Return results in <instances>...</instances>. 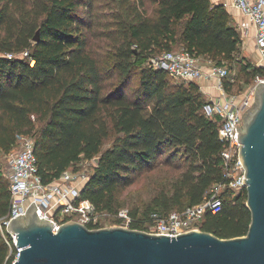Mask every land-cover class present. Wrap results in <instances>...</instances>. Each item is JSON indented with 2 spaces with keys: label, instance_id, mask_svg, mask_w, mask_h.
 <instances>
[{
  "label": "trees",
  "instance_id": "1",
  "mask_svg": "<svg viewBox=\"0 0 264 264\" xmlns=\"http://www.w3.org/2000/svg\"><path fill=\"white\" fill-rule=\"evenodd\" d=\"M99 1L0 0V151L13 149L17 134L32 136L44 182L99 157L81 197L112 215L142 172L169 166L175 171L169 186L141 209H129V227L144 230L153 213L198 204L213 182L224 180L219 118L205 114L208 99L200 85L174 84L165 70L148 65L149 58L178 48L206 56L228 67L223 84L230 91L242 38L225 5L211 0H107L112 9L97 33ZM94 34L105 35L111 51H97ZM241 67L249 84L261 72L250 62ZM136 71L138 85L129 94ZM111 135L112 144L103 149ZM221 197V210L207 212L201 229L220 237L246 234V189L234 193L227 187ZM10 204L0 168V219ZM10 252L0 229V264H12Z\"/></svg>",
  "mask_w": 264,
  "mask_h": 264
},
{
  "label": "built area",
  "instance_id": "2",
  "mask_svg": "<svg viewBox=\"0 0 264 264\" xmlns=\"http://www.w3.org/2000/svg\"><path fill=\"white\" fill-rule=\"evenodd\" d=\"M223 4L225 7L240 10L249 21L247 27L254 28L255 49L259 55L254 65L260 67L261 72L244 92L235 94L231 90L227 91L223 84L224 78L230 74L226 65L210 64L212 61L209 60L206 71V64L202 62L201 56L184 48L164 50L149 58V66L165 70L173 79L197 82L202 79H215L220 95L207 100L204 112L210 118H219L218 135L224 143L221 152L224 180L213 182L203 201L198 204L166 214L153 213L152 221L144 229L148 232L177 235L188 230L201 229L207 212L217 213L221 210V193L225 188L233 189L234 193L245 188V167L240 158L237 125H242L244 112L255 102L256 85L264 81V0H225ZM21 55H28V51ZM7 56L13 57L16 54L8 53ZM33 63L34 59L31 60V64ZM89 160L94 162L93 159ZM0 168L9 181L11 191L10 209L0 219V229L11 247L12 264L20 255L21 248L16 246V235L8 232L7 226L14 217L26 214L34 201L39 217L55 223L54 232L60 224L69 220L97 226L99 215L106 213L96 211L89 199L81 197L82 189L91 175L86 168H70L50 182L42 180L38 172L35 140L32 136L17 134L16 145L5 154V162H0ZM115 215L118 216L121 226L129 227L133 222L128 208L122 207ZM8 240L12 241L14 248Z\"/></svg>",
  "mask_w": 264,
  "mask_h": 264
},
{
  "label": "water",
  "instance_id": "3",
  "mask_svg": "<svg viewBox=\"0 0 264 264\" xmlns=\"http://www.w3.org/2000/svg\"><path fill=\"white\" fill-rule=\"evenodd\" d=\"M39 39L37 30L34 40ZM243 115L237 129L251 213L246 234L220 237L192 229L169 235L124 226L90 228L76 220L54 232L55 223L39 217L34 201L7 226L21 248L13 264H264V81Z\"/></svg>",
  "mask_w": 264,
  "mask_h": 264
},
{
  "label": "rangeland",
  "instance_id": "4",
  "mask_svg": "<svg viewBox=\"0 0 264 264\" xmlns=\"http://www.w3.org/2000/svg\"><path fill=\"white\" fill-rule=\"evenodd\" d=\"M109 4L107 3V0H100L99 3L95 6V16L99 17L101 22L96 25L97 27V33H100L103 31V25L106 23L104 20L108 18L109 12L111 11L112 8L108 6ZM147 7H148V12L151 13L154 5L150 3L149 1L147 2ZM99 31V32H98ZM95 35V34H94ZM103 35V34H102ZM101 34L95 35L94 38V48L102 52L103 54L105 52L111 51L110 45L111 41L106 38V36H102ZM250 46V45H249ZM250 46L248 48L251 49ZM242 50V46H241ZM248 52V53H247ZM247 53V55H245ZM246 53L243 54V52H240L239 59L233 62V69L231 70L232 74L235 73L236 75V81L234 85L231 88V91L235 94H241L244 92L249 85V83H246V75L242 70L241 64H244L245 62H250L252 64L256 63L258 60V51L255 50L254 52H250L249 49H246ZM202 62L206 64V71L209 66L207 63L210 58L206 56H201ZM244 60V62L242 61ZM212 61V60H211ZM214 61H212L210 64H213ZM172 82L174 84H181L182 82H189V80H178V79H173ZM197 82V81H196ZM138 85V75L137 71L133 74V77L130 81V86H129V94H131V90H133L135 87ZM206 96V94H204ZM207 97V96H206ZM114 135H111L108 139L105 140L103 144V149H106L112 144ZM0 162L4 163L5 162V153L0 151ZM95 162H92V160L89 159H82L77 165V168H86L88 172L91 174L93 172ZM175 171L170 169L169 166L159 163V165L152 171H144L140 174V176L136 179V181L128 186L122 193L121 195V200H122V206L128 209H132L134 207H140V209L148 203L151 198L161 191L164 187H168L169 183L172 182L170 179L172 177V174ZM98 222L99 225H97V228L100 227H113V226H121L120 225V220L118 216L112 215L109 213H104L100 214L98 217Z\"/></svg>",
  "mask_w": 264,
  "mask_h": 264
},
{
  "label": "crops",
  "instance_id": "5",
  "mask_svg": "<svg viewBox=\"0 0 264 264\" xmlns=\"http://www.w3.org/2000/svg\"><path fill=\"white\" fill-rule=\"evenodd\" d=\"M214 3H224L225 0H211ZM228 12L231 14L235 25L242 38V50L243 54L246 53V49H249L250 52H254L255 49V38H254V28L247 27L249 26V21L246 16L238 9L233 7H226ZM253 46L250 48V46ZM248 53V52H247ZM247 53L245 55H247ZM215 79H202L198 81V84L201 87V90L206 94L207 99L216 98L220 95V90L215 85Z\"/></svg>",
  "mask_w": 264,
  "mask_h": 264
}]
</instances>
